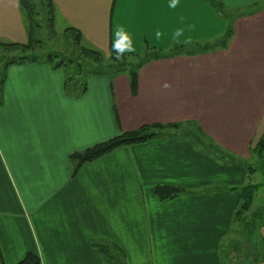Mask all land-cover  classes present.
<instances>
[{
  "label": "crops",
  "instance_id": "obj_1",
  "mask_svg": "<svg viewBox=\"0 0 264 264\" xmlns=\"http://www.w3.org/2000/svg\"><path fill=\"white\" fill-rule=\"evenodd\" d=\"M221 1L229 19L205 0H180L175 9L169 0L52 1L53 26L63 33L77 28L84 47L106 55L120 25L132 34L136 53L145 43L172 47L177 28L192 41L217 38L227 26L232 35L224 48L145 63L134 91L126 72L112 80L89 76L86 91L75 95L63 86L62 67L7 66L0 264L29 252L40 264H221V240L243 200L237 185L248 181L245 163L264 129V0ZM252 4L259 8L247 11ZM25 26L20 0H0V40L26 43ZM157 30L165 34L159 41ZM191 120L237 161L189 139L155 136L74 170L72 153L96 142L143 124ZM157 184L184 191L160 200L152 191ZM259 232L264 242V226Z\"/></svg>",
  "mask_w": 264,
  "mask_h": 264
},
{
  "label": "trees",
  "instance_id": "obj_2",
  "mask_svg": "<svg viewBox=\"0 0 264 264\" xmlns=\"http://www.w3.org/2000/svg\"><path fill=\"white\" fill-rule=\"evenodd\" d=\"M53 0H20V5L24 13V19L27 27L28 41L26 43L10 42L0 40V98L4 88L5 76L4 69L12 64H26L32 62L44 63L47 62L53 69L71 64L77 66L76 72L73 75L68 74L65 78V88L71 94L81 95L86 91L87 78L89 76H107L110 80L117 75V73L126 72L129 75L132 90L136 89L137 77L139 69L145 63L152 59H159L164 57H173L185 54H198L200 52H208L213 48H224L232 35L231 26H227L223 34L217 38H212L208 41H193L191 44H177L175 43L170 48L159 49L155 46H150L145 43L144 49L138 53L126 55L122 60H117L115 52L112 48L106 55L99 50L91 47H84L81 44V31L70 25L66 26L64 33L72 37L73 50L71 54L74 56H66L64 52L54 50H47L46 40L43 38L42 29L48 30L50 33L55 34L54 31V18L56 8ZM211 4L214 9L225 18L232 17L226 12L225 4L221 0H205ZM259 8L257 4L248 5L247 11H253ZM235 15V14H234ZM77 51L75 55L74 52ZM110 57V58H109ZM181 137L189 139L191 143L202 150L206 149L212 155L218 156L223 160L237 161L227 155L218 144H215L206 137V134L200 129L196 122L187 121L179 123L167 124H143L139 128L131 131L120 132L119 135L108 138L105 141L95 143L93 146L84 148V150L73 152L71 160L74 163V170L78 169L85 161L95 160L96 157L102 156L109 151L120 147L121 145H130L137 142H142L153 137ZM252 153L255 155L263 156L264 153V129L255 144H253ZM251 170L252 168L249 167ZM242 196V203L239 209L235 212L233 221L242 226L247 235H251L254 228L264 226V221L257 218L260 212L256 211L248 215L252 206L257 184L247 183L239 188ZM153 193L160 198V200H167L181 194L184 189L170 185H159L152 189ZM241 230V228H240ZM260 250L255 246L252 258L248 264H255L257 261L263 260L264 257V242L260 240ZM239 244V243H238ZM241 245V244H240ZM237 246V245H236ZM235 246V247H236ZM234 247V248H235ZM238 250L237 248H235ZM260 251V252H259ZM41 259L37 254L29 252L21 261L14 264H40ZM247 264V262H246Z\"/></svg>",
  "mask_w": 264,
  "mask_h": 264
},
{
  "label": "rangeland",
  "instance_id": "obj_3",
  "mask_svg": "<svg viewBox=\"0 0 264 264\" xmlns=\"http://www.w3.org/2000/svg\"><path fill=\"white\" fill-rule=\"evenodd\" d=\"M54 30L55 34H52V32L50 33L48 30L42 29V35L46 40L47 50L55 51V49H57L58 51L64 52L66 56H74L71 54V52L74 51L72 49L74 46L72 37L63 33L57 24L54 26ZM74 54L76 55L77 51H75ZM76 69L77 66L71 64V62L68 63V65L62 66V70L65 72L64 74L67 75H73ZM245 164H247V167L252 168V170L248 172L247 182L253 184L255 182V184H257L254 200L248 215L255 212V210L259 211L260 216L257 219L264 221V153L263 156H258L254 153L253 157ZM247 182L244 184H247ZM242 184L237 186L242 187ZM234 224L232 231L230 230L225 238L221 240V264H246V262L248 264L253 256V252H255L256 244L257 250H260L261 234L259 232V226L258 228H254L251 235L248 236L245 230H242V226L239 227L237 223Z\"/></svg>",
  "mask_w": 264,
  "mask_h": 264
},
{
  "label": "clouds",
  "instance_id": "obj_4",
  "mask_svg": "<svg viewBox=\"0 0 264 264\" xmlns=\"http://www.w3.org/2000/svg\"><path fill=\"white\" fill-rule=\"evenodd\" d=\"M168 6L172 9H175L180 6V0H169ZM183 21V18H181ZM194 27V26H190ZM165 34L157 30L155 32V38L159 41ZM183 38V39H182ZM171 40L177 44H191L193 41L191 38L185 37V29L177 28L171 34ZM112 52H115L116 59L122 60L126 55L133 54L137 52V49L133 43L132 34L129 33L123 25L117 26L113 33V42H112ZM110 58V57H109ZM166 83L164 87H168Z\"/></svg>",
  "mask_w": 264,
  "mask_h": 264
}]
</instances>
